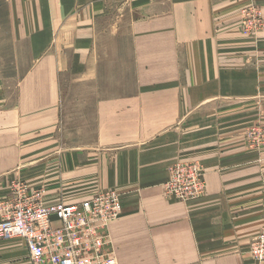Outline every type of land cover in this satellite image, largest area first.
Instances as JSON below:
<instances>
[{
  "label": "crops",
  "instance_id": "1",
  "mask_svg": "<svg viewBox=\"0 0 264 264\" xmlns=\"http://www.w3.org/2000/svg\"><path fill=\"white\" fill-rule=\"evenodd\" d=\"M5 1L27 63L0 96V202L14 182L47 204L115 190L117 264H258L264 142L246 132H264V25L252 40L237 22L264 0ZM193 159L204 193L167 198ZM0 264H30L24 242L0 240Z\"/></svg>",
  "mask_w": 264,
  "mask_h": 264
},
{
  "label": "built area",
  "instance_id": "2",
  "mask_svg": "<svg viewBox=\"0 0 264 264\" xmlns=\"http://www.w3.org/2000/svg\"><path fill=\"white\" fill-rule=\"evenodd\" d=\"M199 172L183 162L174 165L165 192L177 199L198 198L205 187ZM44 196L41 188L14 182L0 202V240H22L30 264H117L108 228L122 215L120 193L103 191L78 204H47ZM248 252L264 264V227Z\"/></svg>",
  "mask_w": 264,
  "mask_h": 264
},
{
  "label": "rangeland",
  "instance_id": "3",
  "mask_svg": "<svg viewBox=\"0 0 264 264\" xmlns=\"http://www.w3.org/2000/svg\"><path fill=\"white\" fill-rule=\"evenodd\" d=\"M263 25V13L256 3L249 1L248 4L240 9L237 28L244 38L255 40L257 34L263 29ZM26 46V42H18L14 40L13 24L9 19L8 3L5 0H0V96L5 95L6 97H9V101H13L14 99L16 83L23 73V67L27 63ZM246 138L252 146L259 142H264V132L262 133V131H259L257 128L251 127V129L246 132ZM181 162L185 163L187 168L195 167L196 171L200 170V179L205 186V170L200 164V161L196 159L182 160L174 163L169 168V178L171 168ZM165 195L167 198L181 202L191 201L168 196L166 192Z\"/></svg>",
  "mask_w": 264,
  "mask_h": 264
}]
</instances>
